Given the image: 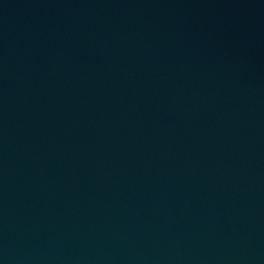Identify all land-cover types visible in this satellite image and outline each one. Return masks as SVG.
<instances>
[{"label": "water", "instance_id": "1", "mask_svg": "<svg viewBox=\"0 0 264 264\" xmlns=\"http://www.w3.org/2000/svg\"><path fill=\"white\" fill-rule=\"evenodd\" d=\"M0 264H264V0H0Z\"/></svg>", "mask_w": 264, "mask_h": 264}]
</instances>
